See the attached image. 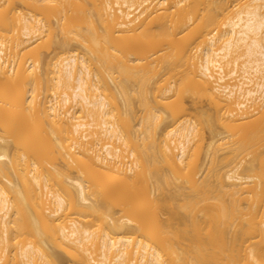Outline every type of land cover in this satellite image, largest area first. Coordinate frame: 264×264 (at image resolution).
<instances>
[{
  "label": "bare ground",
  "instance_id": "obj_1",
  "mask_svg": "<svg viewBox=\"0 0 264 264\" xmlns=\"http://www.w3.org/2000/svg\"><path fill=\"white\" fill-rule=\"evenodd\" d=\"M54 1L0 0V264H264V0ZM186 96L216 125L201 163ZM215 122L247 125L227 156Z\"/></svg>",
  "mask_w": 264,
  "mask_h": 264
},
{
  "label": "rangeland",
  "instance_id": "obj_2",
  "mask_svg": "<svg viewBox=\"0 0 264 264\" xmlns=\"http://www.w3.org/2000/svg\"><path fill=\"white\" fill-rule=\"evenodd\" d=\"M54 1V0H53ZM73 1V0H72ZM76 2H77V0H75ZM54 2H57V1H54ZM54 2H52V4L53 5H55L54 7H51L50 6V9H49V16H51L50 14H51V12H52V16H51V22L55 25V22H56V15H57V12H58V10H57V12H54V11H56V9H58L57 7H59L60 8V5L59 4H57V3H55L54 4ZM65 2V3H64ZM63 2V7H65V9H67V11H68V9H70V7L72 8L71 9V13H73L74 11H73V6L71 5V4H68L67 5V2L68 1H64ZM232 5L233 4H231V6L230 7H232ZM234 7H232V9L230 8V10H231V12L233 13V12H235L239 7L237 6V5H233ZM236 6L238 7V8H236ZM17 7L21 10V11H23L24 10V8H23V6L22 5H20V4H17ZM69 7V8H68ZM53 10V11H52ZM70 11V10H69ZM230 12V13H231ZM54 13H56V15L54 14ZM70 13V12H69ZM74 14V13H73ZM72 15V14H71ZM54 27V26H53ZM56 29V26L54 27V30ZM58 30V29H57ZM57 32V31H56ZM55 32V33H56ZM58 32L60 33V31L58 30ZM47 33V32H46ZM46 33H43L40 37H41V39L35 44V47L37 46V48L43 53V55L47 58V59H49L50 57H52L56 52H58V49H60V48H58V46L56 45V43H54V41L57 39V37H56V39H55V37H54V41H52V42H50L49 41V37H48V35L46 34ZM59 33H57V34H55L54 36H59L60 37V35H59ZM58 37V38H59ZM62 38V37H61ZM60 39V38H59ZM58 40V39H57ZM61 40V39H60ZM77 40V39H76ZM75 41V40H74ZM56 42V41H55ZM71 45H70V47H69V49L71 48V46H72V44H73V50H75L74 51V53L76 52V53H78L79 51H80V49H79V47H77V41L76 42H71L70 43ZM79 49V50H78ZM72 49L71 50H69V51H73ZM62 52V51H61ZM59 53V52H58ZM73 53V52H72ZM73 53V54H74ZM60 54V53H59ZM196 55H197V53H196ZM198 56H199V54H198ZM228 69V68H227ZM226 69V70H227ZM187 98H186V100L184 101L183 100V103L185 102L186 103V105H184L183 104V106L185 107V109H186V107L188 108V109H186V110H189V112H185V113H187V116H191L192 117V120H193V122H196V123H200L199 124V128H200V132L198 131V135H197V139L195 138V142H196V145H197V143L199 144L198 146H197V150L199 149V151H200V155H199V160H201L200 161V163L201 162H203V160H204V152L208 149L207 147H208V145L210 144V143H212V141H213V139H212V136H214L215 134H216V132H214L215 131V126H213V128H214V131H212V134H211V132H210V128H208L207 126V124H205L204 122H202L201 123V121H203V118H202V116H201V113L202 112H206V111H210L211 110V108L209 107V104L207 103V102H204V101H196L195 99H192V98H190V96L188 97V96H186ZM191 99V100H190ZM194 101V102H193ZM119 102V100H117V103ZM132 102L134 103H132L133 105H134V109L136 110V115L135 116H137L136 118V123H138L139 122V120H140V117L143 115V113L142 112H144V111H142V107H140V105H139V103H138V101L137 100H135V98L133 99V97H132ZM197 102V103H196ZM194 103H196V104H194ZM119 105V104H118ZM155 106V104L154 103H152V106ZM180 105H182V104H180ZM119 107L121 108V105H119ZM185 110V111H186ZM213 112V111H212ZM190 114V115H189ZM256 116L257 115H254L250 120H251V123L254 121V119L256 118ZM190 117V118H191ZM189 118V117H188ZM169 119H167V121H168ZM167 121H165V122H167ZM164 122V123H165ZM135 122H133V125L135 126V127H137L136 128V130H140V128L138 127L139 125V123L138 124H134ZM168 123H170V122H168ZM216 123V122H215ZM215 123H213V125L215 124ZM167 123H165V125H166ZM216 124H218V123H216ZM136 125H138V126H136ZM232 127H228V126H222V125H217V127H216V131H217V133H219V139H224V141H220L218 138H217V136L218 135H216V140L215 141H217V140H219V142L220 143H218V146H219V149L218 148H215V150H216V152H218V155H220V156H222V155H224V156H227L229 153H228V151H230V145H231V141L233 140V138H232V134L234 133V131L236 130H242V129H244L245 128V126H247V125H244L243 123H236V124H233V125H231ZM161 128L162 129H164L165 130V128L166 129H168L169 128V125H168V128H167V126H165V128H164V124H162L161 126H160V128H158V131H160L161 130ZM160 129V130H159ZM170 129L171 128H169L167 131H170ZM162 131L163 130H161V132L160 133H162ZM166 131V130H165ZM165 131H163V133L165 132ZM166 131V132H167ZM214 133V134H213ZM158 135H161V134H159V132L157 133ZM221 134V135H220ZM164 135V134H163ZM163 135H161L162 137H163ZM159 137V136H158ZM140 140V139H139ZM137 141V139H136V142H137V145H139L138 143H142V142H140V141ZM149 141V140H148ZM147 144L149 145V142H147ZM216 144H217V142H216ZM216 144H214L215 146H216ZM230 144V145H229ZM142 145V144H141ZM140 146V145H139ZM150 147V146H149ZM199 147H201V148H199ZM217 147V146H216ZM228 147H229V149H228ZM141 148H142V146H141ZM140 148V149H141ZM202 151H201V150ZM149 151V150H148ZM147 151V152H148ZM152 151V154L153 153H155V152H153L154 150H151ZM151 151H149V154L151 153ZM148 154V153H147ZM225 154H227V155H225ZM201 156V157H200ZM219 156V157H220ZM152 157V156H151ZM223 157V156H222ZM149 158V157H148ZM247 160H248V158H246ZM206 167V166H205ZM204 167V168H205ZM241 171V170H240ZM206 174V170H204V172H203V175L202 176H204ZM178 185V184H177ZM174 186H176L175 184H174ZM174 186L172 187V185H169V186H167V185H164L163 186V189H164V193H163V195L161 196V201H163V198H164V200L165 201H163V204L167 201V203H165V205H167L168 204V202L169 203H171V204H168V206L167 207H169V208H171V211L169 210V208L167 209H165L164 210V212L163 213H160V214H158V219L160 220V221H162V223H166L165 221L168 219V218H172V217H174V216H176V215H178L179 217H178V221L180 222V223H178L177 225H175V226H178V227H176L177 229H175L174 231H173V233H175V231H176V233L177 232H183L184 234L185 233H187V235H189L190 233H191V235H193V237H194V234H193V225H194V221H192V220H194V219H196L197 217H198V223H197V237L196 238H198V240H197V242L199 243V247H200V257L202 258V255H203V252H202V249H203V240H204V234H203V227H204V225H203V220L201 221V219H203V218H201L202 216V213H199L198 211L195 213L196 214V217H192L193 216V214H190V212H184V210H183V212H179V207L178 206H180V208H181V206H182V204L183 203H181L182 202V200H184V198L183 197H181V194L180 193H178V195H179V197L178 196H176V190L175 189H177V186L175 187V189H174ZM165 187V188H164ZM170 187H171V189H170ZM170 189V192H168L169 191V189ZM173 190V191H172ZM165 191H167V192H165ZM178 191V190H177ZM174 194H173V193ZM167 193H169V195L167 194V196H166V194ZM147 194V196L146 197H144L142 194H141V196H139L135 201H141V203H142V201L144 202V200L146 201L147 199H149L150 198V200H151V197H149L148 198V192L146 193ZM171 194V195H170ZM173 194V195H172ZM165 195V196H164ZM150 196V195H149ZM164 196V197H163ZM171 197V198H170ZM175 197V198H174ZM147 198V199H146ZM170 200V201H168V199ZM172 198H173V200H172ZM180 198H183V199H180ZM167 199V200H166ZM177 199H179V200H177ZM176 200V201H175ZM138 202V203H139ZM175 202H176V204H175ZM178 203V204H177ZM174 204V205H173ZM180 204V205H179ZM169 205H171V206H169ZM176 206V207H175ZM165 207V206H164ZM178 208V209H177ZM173 210H176L175 212H174V214H173ZM115 211L118 213V214H116V217H118V216H120L121 214L119 213V210L118 209H115ZM177 211L179 212V213H177ZM180 211H181V209H180ZM186 211V210H185ZM188 211V210H187ZM192 212H193V210H191ZM195 211V210H194ZM177 213V214H176ZM155 214H150L148 217H147V219H146V225L147 226H149L150 224H151V222L153 221V219H155L156 217L154 216ZM174 215V216H173ZM181 219V221H180V219ZM174 220H176V222H178L177 221V218L176 219H174ZM197 221V220H196ZM175 222V221H174ZM176 224V223H175ZM187 230V231H186ZM191 230H193L192 232H189V231H191ZM133 232V231H132ZM132 232H129L128 234H126V236H132V238H136L138 235L136 234V232H134V234L132 235ZM183 234V235H184ZM190 235V236H191ZM190 236H187V238H189ZM115 237V236H114ZM191 238V237H190ZM189 238V239H190ZM195 240V239H194ZM190 241H192L191 239H190ZM202 260V259H201ZM190 264V263H189ZM201 264H202V261H201Z\"/></svg>",
  "mask_w": 264,
  "mask_h": 264
}]
</instances>
